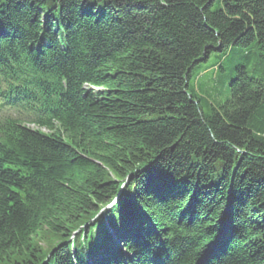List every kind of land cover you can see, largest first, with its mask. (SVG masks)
Returning <instances> with one entry per match:
<instances>
[{"label":"trees","instance_id":"16d2710c","mask_svg":"<svg viewBox=\"0 0 264 264\" xmlns=\"http://www.w3.org/2000/svg\"><path fill=\"white\" fill-rule=\"evenodd\" d=\"M263 64L264 0L0 1V264H264Z\"/></svg>","mask_w":264,"mask_h":264},{"label":"rangeland","instance_id":"374dc122","mask_svg":"<svg viewBox=\"0 0 264 264\" xmlns=\"http://www.w3.org/2000/svg\"><path fill=\"white\" fill-rule=\"evenodd\" d=\"M2 1V0H0ZM222 3H217L213 6V9H217ZM238 51L228 53L226 55L212 53L205 63L200 64L195 68L190 79V86L195 92L202 98L206 99L211 104H219L229 99L228 86L231 80L234 78V69L236 66L245 67L251 76L256 71L255 66L258 62L255 58V49H252L249 54L246 51ZM245 53V54H244ZM244 58L251 57L250 59ZM262 66V67H261ZM260 67L264 69V64ZM260 68V69H261ZM217 76V79H216ZM204 110L207 112L205 103L203 104ZM156 116H145L144 120H151ZM35 128V127H31ZM46 132V130H43Z\"/></svg>","mask_w":264,"mask_h":264}]
</instances>
